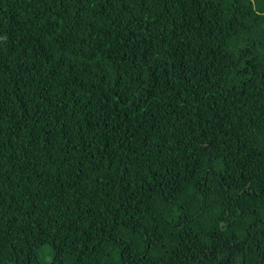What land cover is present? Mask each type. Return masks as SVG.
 <instances>
[{"label": "trees", "instance_id": "16d2710c", "mask_svg": "<svg viewBox=\"0 0 264 264\" xmlns=\"http://www.w3.org/2000/svg\"><path fill=\"white\" fill-rule=\"evenodd\" d=\"M0 264H264V0H0Z\"/></svg>", "mask_w": 264, "mask_h": 264}, {"label": "rangeland", "instance_id": "374dc122", "mask_svg": "<svg viewBox=\"0 0 264 264\" xmlns=\"http://www.w3.org/2000/svg\"><path fill=\"white\" fill-rule=\"evenodd\" d=\"M53 256V251L50 245H46L42 251H41V256H40V260H48Z\"/></svg>", "mask_w": 264, "mask_h": 264}]
</instances>
